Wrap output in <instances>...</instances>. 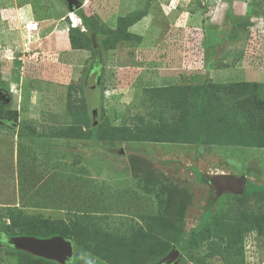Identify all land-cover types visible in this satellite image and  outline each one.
I'll list each match as a JSON object with an SVG mask.
<instances>
[{
  "label": "rangeland",
  "instance_id": "374dc122",
  "mask_svg": "<svg viewBox=\"0 0 264 264\" xmlns=\"http://www.w3.org/2000/svg\"><path fill=\"white\" fill-rule=\"evenodd\" d=\"M76 1L101 22L87 29L66 0H0V118L17 113L0 124V234L69 235L74 264H156L176 241L178 264H264V147L238 131L220 144L166 96L264 68V0ZM136 8L147 13L131 26L141 40L104 51L101 24ZM25 19L43 25L26 33ZM69 26L89 45L63 50ZM55 28L63 35L45 51ZM223 175L244 176L242 192L216 190L209 180ZM0 264L63 263L4 239Z\"/></svg>",
  "mask_w": 264,
  "mask_h": 264
},
{
  "label": "trees",
  "instance_id": "16d2710c",
  "mask_svg": "<svg viewBox=\"0 0 264 264\" xmlns=\"http://www.w3.org/2000/svg\"><path fill=\"white\" fill-rule=\"evenodd\" d=\"M74 12L82 18L84 26L87 29L95 25L94 19L100 21L96 14L87 15L82 7L75 8ZM146 15L147 13H144L143 11H140L138 8H136L129 11L125 15L116 17L114 28L102 23L98 30L108 37L104 40L105 44L103 46V50L107 51L114 49L117 42L128 41L132 37L140 41L141 36L131 32V26L138 23V21ZM262 16L264 18V14H262ZM67 34L70 49L81 50L89 45L90 40L84 34L79 32L77 27L69 26ZM210 65H212V60L207 62L205 66L209 68ZM207 82L209 83H202L203 85L199 87L196 85L194 91H198L197 95L190 94V96H188L183 88L177 89L175 94H171L170 96L166 95L168 96L167 100H171L168 104H171L172 107H175L179 110V113L181 114L179 117L181 118L185 117L189 113L190 117L191 115H194L196 118H198L202 126H204L202 127L200 124V129H210L212 134H217L216 139L220 144H229L228 140L234 139L230 135L231 132L238 131L239 135L242 136L243 139H248V145L254 147H264V82L231 81L224 83H214L211 80H208ZM69 87H71V85ZM164 88H166V90H174L177 87L166 86ZM1 89L8 93L7 90H4L3 88ZM150 91L163 93L165 89L162 87H157L152 88ZM80 101H83V99L81 98ZM82 105H85L84 101ZM2 117L3 119L0 118V124L2 126H6V128H9L8 121L10 119L15 121L17 119V113L15 110H11L9 108L7 113H3ZM100 126L101 123L98 122V118L95 125H93V121L91 120V124L89 126L91 138L95 140L98 139V129ZM177 127L178 125L174 128ZM11 128L13 129V127ZM20 131H23V127L20 128ZM208 216V213H203L200 223H203V221L207 220ZM3 233L6 235L11 234L9 230H4ZM20 235L39 237V235H35L33 233H20ZM55 235H58V233H50L46 236H40L52 237ZM11 236L13 235H10V237ZM64 237L72 241V238L69 235H65ZM72 244L73 255L71 264H74L77 262L79 254L76 250L77 245L73 241ZM177 244V241L170 244L166 252L169 253L173 246H176L180 250L182 256L183 248ZM212 255V253L209 254V256ZM99 264L106 263L99 262Z\"/></svg>",
  "mask_w": 264,
  "mask_h": 264
},
{
  "label": "water",
  "instance_id": "95a60500",
  "mask_svg": "<svg viewBox=\"0 0 264 264\" xmlns=\"http://www.w3.org/2000/svg\"><path fill=\"white\" fill-rule=\"evenodd\" d=\"M71 10L79 6L76 0H66ZM92 99L90 101V112L93 125L97 123L99 95L95 87L92 89ZM216 190H230L234 193H241L244 188V176L233 177L223 175L213 177L209 180ZM5 242L10 246H15L27 250L33 254L55 259L63 264H70L73 255V244L68 238L62 236H52L49 238H39L35 236H11L5 238ZM181 257L180 250L173 246L169 254L156 264H177Z\"/></svg>",
  "mask_w": 264,
  "mask_h": 264
},
{
  "label": "crops",
  "instance_id": "0c3cea01",
  "mask_svg": "<svg viewBox=\"0 0 264 264\" xmlns=\"http://www.w3.org/2000/svg\"><path fill=\"white\" fill-rule=\"evenodd\" d=\"M29 5V4H28ZM19 10V8L17 9L16 8V10H14V12H15V15L17 16V15H19V12H17ZM30 13V12H29ZM31 15H32V11H31V13H30ZM63 17V16H62ZM32 19V18H31ZM62 20H64L63 18H62ZM29 21V19H25V21L22 23V24H24V23H26V22H28ZM38 21V20H37ZM66 22L67 21H65V23L64 24H66ZM38 23H39V25H40V27H42V25H43V23L41 24L39 21H38ZM66 26V25H65ZM39 27V28H40ZM54 27H56L55 25L53 26V29H54ZM67 27V26H66ZM38 31V30H37ZM37 31H30V32H27L26 31V33H34V32H36L37 33ZM56 31H58V29H56L55 28V31H53L52 33H49V36L47 35V36H44V49H45V51H47V49H54V40H53V36L54 37H57V35H63L62 33H59V32H56ZM67 31V28L65 29V36H66V32ZM25 32V31H24ZM64 33V32H63ZM2 35H0V37H1ZM52 37V39L50 40V38ZM7 38V37H6ZM5 38V39H6ZM5 39L3 40V43H5ZM55 41H58V40H55ZM60 41V40H59ZM58 41V42H59ZM62 41V40H61ZM56 42L57 44H60L61 46V48L63 49V50H68V49H70V47H69V43L67 42H65V48H63V44H62V42ZM40 43H42V42H39V43H37V42H35V43H32V44H30V45H27V44H25V43H23V46L24 47H26L25 49L26 50H28V49H31L32 51H34V50H36V48L37 47H39L40 46ZM26 45V46H25ZM249 68V67H248ZM246 70V71H245ZM264 68L263 67H253L251 70H248V69H246V68H240L239 69V74H235V75H237L238 76V78L237 79H234L233 81H257V82H264V78H261V77H264ZM225 72V71H224ZM224 75H227V73H225ZM243 77V78H242ZM227 82H231V81H227Z\"/></svg>",
  "mask_w": 264,
  "mask_h": 264
},
{
  "label": "built area",
  "instance_id": "2783aa9c",
  "mask_svg": "<svg viewBox=\"0 0 264 264\" xmlns=\"http://www.w3.org/2000/svg\"><path fill=\"white\" fill-rule=\"evenodd\" d=\"M24 28L26 31H36L38 30V22L36 21H28L24 24Z\"/></svg>",
  "mask_w": 264,
  "mask_h": 264
},
{
  "label": "flooded vegetation",
  "instance_id": "af4514ba",
  "mask_svg": "<svg viewBox=\"0 0 264 264\" xmlns=\"http://www.w3.org/2000/svg\"><path fill=\"white\" fill-rule=\"evenodd\" d=\"M4 235H5V236H4ZM6 236H7V235H6L5 233L2 232V233L0 234V239H1V241H3V240L5 239Z\"/></svg>",
  "mask_w": 264,
  "mask_h": 264
},
{
  "label": "clouds",
  "instance_id": "9594fccd",
  "mask_svg": "<svg viewBox=\"0 0 264 264\" xmlns=\"http://www.w3.org/2000/svg\"><path fill=\"white\" fill-rule=\"evenodd\" d=\"M70 19H71V17H70ZM25 24V23H24ZM10 237V236H9ZM6 238V237H5ZM1 240V239H0Z\"/></svg>",
  "mask_w": 264,
  "mask_h": 264
}]
</instances>
